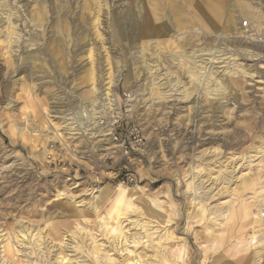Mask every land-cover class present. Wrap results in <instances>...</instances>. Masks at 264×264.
<instances>
[{"label": "rangeland", "instance_id": "1", "mask_svg": "<svg viewBox=\"0 0 264 264\" xmlns=\"http://www.w3.org/2000/svg\"><path fill=\"white\" fill-rule=\"evenodd\" d=\"M2 2L20 38L9 62L0 32V264H254L237 211L264 206V153L249 157L264 146V43L240 25L264 23V0ZM5 18L0 6V30ZM112 96L147 139L121 216L108 212L121 164L82 117Z\"/></svg>", "mask_w": 264, "mask_h": 264}, {"label": "bare ground", "instance_id": "2", "mask_svg": "<svg viewBox=\"0 0 264 264\" xmlns=\"http://www.w3.org/2000/svg\"><path fill=\"white\" fill-rule=\"evenodd\" d=\"M0 6H2V10H3V14H6V18H5V20L6 21H2V24L3 25H5L3 28L5 29V30H0V32L1 33H5L4 35H6L5 37H4V40L2 39L1 41L5 44L6 43V45H5V47H6V49H7V53H8V60L7 61H9V62H11V61H14V52L16 51V50H14L13 48V42H17L18 41V39L20 38V35H19V33L16 31L17 30V28H16V26H14L13 24H12V16L14 15L15 16V14H17L18 12L17 11H15L14 10V8L13 7H11V6H9L8 4H6V2H2V3H0ZM214 14L215 15H217L218 14V12H216V11H214ZM245 15H247V16H250V14H245ZM2 20H4V19H2ZM251 20V19H250ZM60 25H58V27H59ZM57 27V28H58ZM162 31V30H161ZM161 34H162V32H161ZM174 35V34H173ZM32 40H35L34 38H31ZM32 45V44H31ZM6 54V53H5ZM36 55L34 54V53H30V54H28V56L26 57V59L27 60H30L31 58H33V57H35ZM186 57V56H185ZM38 58V57H37ZM11 64V63H10ZM196 70V69H195ZM200 71V70H199ZM188 72H189V74L191 75V77L192 76H195L197 73V75H199L200 73L199 72H197V71H193V70H188ZM197 72V73H196ZM244 72L246 73V74H250V72H248V71H245L244 70ZM245 74V75H246ZM171 75V74H170ZM193 81V80H192ZM217 81V80H216ZM207 83V82H206ZM217 84L219 83V82H216ZM211 86V85H210ZM209 86V87H210ZM217 86V85H216ZM215 86V87H216ZM208 87V88H209ZM95 89V87L93 86V89L92 90H94ZM186 93V92H185ZM182 96H187V94L185 95V94H183ZM162 97V96H161ZM183 101V100H182ZM108 103L110 104V105H112V102H111V99H109V101H108ZM92 111V110H91ZM86 112V111H85ZM90 114H91V116H90V118H91V120H93V124H97V117H98V115H97V113H92V112H90ZM85 115H87V114H85ZM29 116V115H28ZM83 117V116H82ZM82 117H81V114H80V118L82 119ZM30 118L28 117V119L27 120H29ZM87 125V124H86ZM27 127V126H26ZM25 126H23V125H18V126H15V129H17L16 131H18L17 133L20 135H27V133L26 132H31L32 133V131H29L27 128H26ZM87 127H88V125H87ZM87 130V129H86ZM89 130V129H88ZM106 130V129H105ZM104 130V131H105ZM107 130H110V128L109 129H107ZM15 131V130H14ZM7 132V131H6ZM101 132V131H100ZM9 133V132H8ZM110 134V132H107V133H105L104 132V135H109ZM17 135V134H16ZM99 136V135H98ZM262 153H264V146H257L256 147V149L254 150V153H251L250 155H249V157L251 158V160L250 161H256V160H258V159H260L261 157H262ZM243 157H245V156H243ZM242 157V158H243ZM264 160H263V158L261 159V160H259V161H257V163H259V165L261 164V162H263ZM263 164V163H262ZM258 172H261V169H259L258 170ZM241 177H243L244 179H243V183L248 187V185L250 184L251 186L254 184V180H253V176H248V175H246V173H244V174H242V176ZM255 177V176H254ZM217 178H219V177H217ZM194 179H195V177H194ZM193 179V180H194ZM242 179V178H241ZM191 182V181H190ZM256 182V181H255ZM122 185H124V184H120V186H116L115 187V193H116V195H115V198H114V204H113V206L108 210V212H113V211H115V212H117L118 213V216H121L122 215V213H121V208L120 207H123V206H126L128 209L129 208H132V207H134L133 206V204L132 203H128V202H126V201H124V198H123V189H122ZM201 185V184H200ZM262 190H260L258 193V199H257V202L259 203V206H262L263 205V199H264V184L262 185ZM254 197V196H253ZM139 200H141V199H139ZM198 202H200V201H198ZM138 203H141V202H137V204ZM144 203V202H143ZM201 203V202H200ZM253 204L254 203H252L251 202V200H245V203H244V205H243V207L241 208L242 210H239V211H237V212H239V214H240V212H241V220L243 221V224H242V229H243V231L244 232H242L243 234L241 235V237H240V243H243V244H245V242H247L246 244H245V246L247 247V248H249V249H252V252L254 253V260H253V263L254 264H264V226H263V224L260 222V220L259 219H261L260 218V213H261V211L263 210V207L262 208H257L258 210H255L254 209V206H253ZM198 205V204H197ZM144 206L145 207H143L144 208V212L146 213V214H148V215H151L152 217H155L156 219H158V220H161L162 222L165 220L164 219V215H163V211L162 210H160L159 208H158V205L157 204H155V205H153L152 203H148L147 201H145V204H144ZM205 206V205H204ZM200 207V206H199ZM217 207V206H216ZM135 208V207H134ZM218 210V209H217ZM222 210V209H221ZM232 210H234V209H231V207H230V209L229 208H227V209H223V211H222V213L221 214H219L220 216H222L223 217V220L219 223L220 225H229L230 223H231V221H233L239 214L238 213H236V211H232ZM213 211V210H212ZM214 212V211H213ZM220 212V211H219ZM225 220V221H224ZM261 221L264 223V221L261 219ZM121 224V222L120 221H117V227H119L118 225H120ZM131 224V223H130ZM249 227H251V228H253L254 229V233L253 234H248L247 233V230L249 229ZM211 232H213V230H211ZM219 234V233H218ZM217 234V235H218ZM216 234H215V236H214V238H213V240L214 241H217V240H219V237L217 236ZM222 236V235H221ZM212 238V237H211ZM124 239V238H123ZM20 240V239H19ZM129 243H132V244H138V243H140V241L139 240H137V239H135V238H133V240L131 241V242H129ZM246 249V248H245ZM129 250V252H130V254L132 253L133 254V250H131V249H128ZM6 251L9 253V254H11V253H13V248H12V246L10 245V243L9 244H7V246H6ZM128 252V253H129ZM66 257L67 256H62V257H60V259H59V263H61V262H63V261H65V259H66ZM163 259H165V258H163ZM112 261V260H111ZM110 261V263H112ZM165 261L168 263V264H171L170 263V261L168 260V259H165ZM114 262V261H113ZM131 263L132 264H140L141 262H140V260L139 259H134L133 261H131Z\"/></svg>", "mask_w": 264, "mask_h": 264}, {"label": "built area", "instance_id": "3", "mask_svg": "<svg viewBox=\"0 0 264 264\" xmlns=\"http://www.w3.org/2000/svg\"><path fill=\"white\" fill-rule=\"evenodd\" d=\"M240 26L244 38L264 43V23L261 24L257 21L253 22L248 18L243 20ZM115 100V97L112 96V105L106 103L107 106L100 110L103 114L99 115L98 112L100 111H96L98 115L96 119L97 124L92 123L93 120L90 118L91 109L83 113V118L88 125L87 131L92 130L95 127L94 125H100L102 126V131L106 129L104 131L105 133L110 132L109 135H104L103 132L106 141L112 143V145L106 146V149L104 148L108 155L107 158L115 157L116 161H119L118 163L121 164L120 168L111 173L119 184L131 185L136 182V173L131 164L136 159V155L144 151L147 139L142 128L138 124L128 121L124 122L121 117V108L118 110L116 109ZM109 128L110 130H107ZM48 156L52 157V155ZM260 218L264 221V206L260 213Z\"/></svg>", "mask_w": 264, "mask_h": 264}]
</instances>
